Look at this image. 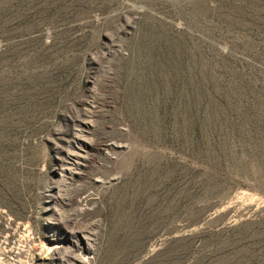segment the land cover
Listing matches in <instances>:
<instances>
[{"label": "rangeland", "instance_id": "obj_1", "mask_svg": "<svg viewBox=\"0 0 264 264\" xmlns=\"http://www.w3.org/2000/svg\"><path fill=\"white\" fill-rule=\"evenodd\" d=\"M23 228L264 264V0H0V243Z\"/></svg>", "mask_w": 264, "mask_h": 264}, {"label": "built area", "instance_id": "obj_2", "mask_svg": "<svg viewBox=\"0 0 264 264\" xmlns=\"http://www.w3.org/2000/svg\"><path fill=\"white\" fill-rule=\"evenodd\" d=\"M4 239L0 243V264H88L90 258L79 252L78 262H75L69 248L45 245L37 241L28 228L4 236Z\"/></svg>", "mask_w": 264, "mask_h": 264}]
</instances>
